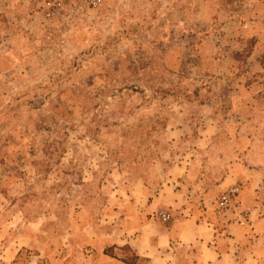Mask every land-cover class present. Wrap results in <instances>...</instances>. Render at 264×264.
<instances>
[{
	"label": "rangeland",
	"instance_id": "obj_1",
	"mask_svg": "<svg viewBox=\"0 0 264 264\" xmlns=\"http://www.w3.org/2000/svg\"><path fill=\"white\" fill-rule=\"evenodd\" d=\"M0 3V264H198L176 220L253 223L218 185L264 182V0ZM243 232L204 264H264Z\"/></svg>",
	"mask_w": 264,
	"mask_h": 264
},
{
	"label": "crops",
	"instance_id": "obj_2",
	"mask_svg": "<svg viewBox=\"0 0 264 264\" xmlns=\"http://www.w3.org/2000/svg\"><path fill=\"white\" fill-rule=\"evenodd\" d=\"M188 164L187 161H178L177 165L178 167L183 168ZM170 181L172 182V180ZM176 181H178V179ZM178 184L182 185V183ZM236 184H240L241 188L238 196V200L241 203L240 206L242 209L246 210L249 220H253V223L248 222V224L245 225V228H241L238 222L231 221L230 224H226L227 229L223 228L222 231H220L216 228L215 223L199 219L192 214H189V217H181V219L174 222V227L177 228L178 239L181 241L188 239L190 242H193L198 246L200 256L198 258V264L206 263L205 259H215L214 255H216L217 259L220 261H225L226 259L231 260V258L237 253V249H239L236 244L237 238L231 236L236 235L235 233L237 231H244L247 233L264 232V192L262 193V191H264V182L261 180L257 183V179L248 177L243 169L237 170L235 168V171L230 172L218 187L220 186L223 189H228L230 186ZM177 192L179 193L180 190H177ZM171 200H173L174 203L179 202L180 195L177 193L174 194L173 199L171 198ZM257 211H259L260 214H258ZM184 212H186L185 209ZM134 220H137V218L134 217ZM143 225L142 230L145 228L149 229L153 223L151 220L146 219L144 220ZM261 238L262 237H260L259 240H261ZM139 239L138 236L137 240H134L131 243L132 247H139L137 255L141 256L143 254L144 257H147L144 258V264H153L154 259H152V250H158L157 242L165 243V240L161 236L159 241L157 237L149 236L148 244L144 241L143 245H140L138 242ZM208 260L207 262H209ZM123 264L125 263L123 262Z\"/></svg>",
	"mask_w": 264,
	"mask_h": 264
},
{
	"label": "built area",
	"instance_id": "obj_3",
	"mask_svg": "<svg viewBox=\"0 0 264 264\" xmlns=\"http://www.w3.org/2000/svg\"><path fill=\"white\" fill-rule=\"evenodd\" d=\"M228 202V199L227 198H224L223 201L221 202V205H225L226 203ZM163 218L166 220L167 217L164 215Z\"/></svg>",
	"mask_w": 264,
	"mask_h": 264
}]
</instances>
